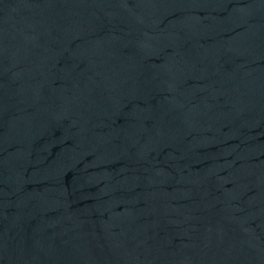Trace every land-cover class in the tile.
Instances as JSON below:
<instances>
[{"label":"water","instance_id":"obj_1","mask_svg":"<svg viewBox=\"0 0 264 264\" xmlns=\"http://www.w3.org/2000/svg\"><path fill=\"white\" fill-rule=\"evenodd\" d=\"M0 264H264V0H0Z\"/></svg>","mask_w":264,"mask_h":264}]
</instances>
